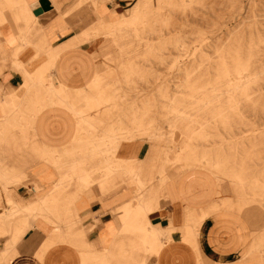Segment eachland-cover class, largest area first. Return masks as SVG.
Masks as SVG:
<instances>
[{"label": "rangeland", "instance_id": "rangeland-1", "mask_svg": "<svg viewBox=\"0 0 264 264\" xmlns=\"http://www.w3.org/2000/svg\"><path fill=\"white\" fill-rule=\"evenodd\" d=\"M82 1L98 19L76 35L98 41L100 65L85 88L71 90L86 102L73 107L40 77L24 82L29 117L4 114L8 129L14 116L34 123L52 105L76 119L71 143L49 147L46 161L62 183L39 209L57 213L64 198L112 178L134 189L138 217L166 181L198 169L215 199L228 197L225 229L241 235L239 245L248 229L252 256L264 257V0ZM125 142H144L147 151L120 156ZM7 170L0 161V178Z\"/></svg>", "mask_w": 264, "mask_h": 264}, {"label": "crops", "instance_id": "crops-1", "mask_svg": "<svg viewBox=\"0 0 264 264\" xmlns=\"http://www.w3.org/2000/svg\"><path fill=\"white\" fill-rule=\"evenodd\" d=\"M40 1L0 0V161L8 169L0 178V264H264L263 256H252L248 229L242 245L241 235L225 229L228 197L215 199L213 184L201 181L198 169L166 181L157 200L142 204L148 213L138 217L134 189L112 178L111 185L80 188L78 197L64 198L57 213L39 209L53 185L62 183L46 161L49 147L71 143L76 119L52 105L34 123L14 116L8 129L4 114L18 109L29 117L22 104L30 92L26 84L40 77H50L62 99L78 107L86 99L71 90L85 88L100 66L98 41L88 44L76 35L97 15L82 0H46L48 8L36 14L33 5ZM146 151L144 142H125L118 155Z\"/></svg>", "mask_w": 264, "mask_h": 264}, {"label": "water", "instance_id": "water-1", "mask_svg": "<svg viewBox=\"0 0 264 264\" xmlns=\"http://www.w3.org/2000/svg\"><path fill=\"white\" fill-rule=\"evenodd\" d=\"M47 5V6H46ZM48 8V4H47V1L46 0H42L40 1V4L36 7V5H33V9H34V12L36 14L40 13L41 12V9L42 8Z\"/></svg>", "mask_w": 264, "mask_h": 264}, {"label": "bare ground", "instance_id": "bare-ground-1", "mask_svg": "<svg viewBox=\"0 0 264 264\" xmlns=\"http://www.w3.org/2000/svg\"><path fill=\"white\" fill-rule=\"evenodd\" d=\"M26 8V7H25ZM25 12V11H24ZM33 19V18H32ZM99 22V21H98ZM111 28V27H110ZM83 30V29H82ZM108 31V30H107ZM110 31V30H109ZM112 31V30H111ZM104 32V31H103ZM95 33V32H94ZM93 33V34H94ZM107 33V32H106ZM105 33V34H106ZM109 35V34H108ZM116 35V34H115ZM114 35V36H115ZM122 38V37H121ZM116 42H117V40H116ZM118 45V44H117ZM46 82H47V84L51 87V88H53L54 90H55V88H54V84H53V80L49 77V78H47L46 79ZM68 97V96H67ZM76 108V107H75ZM77 112V111H76ZM143 194V193H142ZM143 196V195H142ZM141 198V197H140Z\"/></svg>", "mask_w": 264, "mask_h": 264}]
</instances>
